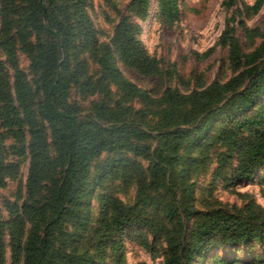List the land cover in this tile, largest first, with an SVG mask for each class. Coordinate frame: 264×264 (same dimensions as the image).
<instances>
[{"label": "trees", "instance_id": "16d2710c", "mask_svg": "<svg viewBox=\"0 0 264 264\" xmlns=\"http://www.w3.org/2000/svg\"><path fill=\"white\" fill-rule=\"evenodd\" d=\"M262 4L263 0L252 5L243 2L236 10L248 18ZM0 5V48L5 57L0 62V185L19 171L17 161H5L2 128L15 133L18 152L28 154L25 196L20 203L6 205L12 217V264H106L107 246L129 227H135L129 238L153 258L161 254L164 264H191L211 251L242 244L264 249L263 207L248 200L232 209H198L194 181L189 179L196 171L190 169V162L217 144L225 151L216 171L233 156L236 159L229 184L249 180L257 169H264V34L258 27L237 20L245 26L248 39L260 38L254 49L244 52L233 25L226 21L218 43L228 47L229 78L186 92L166 87L154 97L127 79L119 67L120 62L144 76L160 72L159 59L147 51L132 18H146L149 0H130L109 43L99 39L82 0L72 5L68 0H0ZM157 14L167 23L178 21V0H159ZM72 51L77 52L74 58ZM21 52L31 56L34 80L20 66ZM81 53L97 64L98 84L119 85L123 96L158 107L154 112L162 123V140L171 141L168 149L153 147L148 141L152 133L131 122L102 125L80 116L81 105L71 93L78 90L85 96L93 86L86 59H78ZM94 105L115 113L103 100ZM105 152L116 155L99 166L95 181L106 170L131 175L133 201L103 194L90 234L93 252L78 253L59 241L67 235L63 221L79 210L76 229L87 226L91 163ZM138 157H147L148 165ZM185 158L190 162L181 165ZM5 224L0 216V264L5 261ZM159 240L164 243L161 248ZM211 257L210 264H264L258 253L242 263L217 253ZM117 259L125 264L122 255Z\"/></svg>", "mask_w": 264, "mask_h": 264}, {"label": "rangeland", "instance_id": "374dc122", "mask_svg": "<svg viewBox=\"0 0 264 264\" xmlns=\"http://www.w3.org/2000/svg\"><path fill=\"white\" fill-rule=\"evenodd\" d=\"M149 1L150 6L146 18L143 20L136 16H132V18L139 26V37L147 51L159 59L160 72L144 76L134 69L123 66L120 62L119 67L127 79L154 97L161 95L166 87L178 88L180 91L186 92L202 87L213 80L224 81L232 75L228 60V47L218 43L219 35L224 29L226 21L229 25H233V35L244 52L254 49L260 40L259 37L248 39L245 26L258 27L261 34H264V0L258 13L248 18L240 16L236 9L237 7L241 8L243 2L252 5L255 0H235L236 2H229V4L228 0H178L180 19L173 23H167L158 16L159 0ZM129 2L130 0H82V5L102 42H110L119 18L128 11ZM68 4H74V0H68ZM1 15L2 12H0V18ZM241 18L245 19V26L237 23V20ZM72 53L73 58L76 57L74 53L77 52L72 51ZM78 59H86L87 74L93 82L92 90L85 96L79 95L78 90H73L71 93V98L81 105V117L102 125L114 124L117 121L131 122L134 126L152 133L153 137L148 141L153 147L159 144L166 149L169 148L171 141L168 140L167 143H164L162 140L164 136H161V131H159L162 123L159 120V115L154 112L158 109L156 105L148 104L137 98L123 96L119 85L98 84L100 72L97 64L89 59L87 53H81L78 55ZM4 61L5 57L0 48V62ZM19 61L29 79L34 80L35 76L30 67L31 56L21 52ZM74 63L76 62L74 61L73 65ZM11 74L10 71L8 73L10 83L12 81ZM101 100L104 101L105 106L114 109L115 113L106 112L94 105ZM2 130L4 132L3 146L6 148L5 161L12 160L19 163L17 175L5 178L4 183L0 185V216L6 222L4 264H12L9 242L12 233V223L9 221L12 217L9 216L6 205L8 202L20 203L25 196L24 184L27 175L28 154L27 152H18L15 133L7 128H2ZM167 151L169 152L170 149ZM224 151L225 149L217 144L199 152L197 159L193 162L186 158L180 161L181 165L190 162V169L196 167V171L189 177L195 185L196 207L201 210L218 207L232 209L252 200L256 205L264 208V169H257L249 180L231 185L228 180L236 166L235 156L216 171ZM115 155L114 152H105L97 156L91 163V175L87 187L92 194L88 206L87 226L76 229L80 218H78L79 210L75 212L73 218L69 217L63 221L62 228L67 235L63 238L60 236L59 241L78 253L93 252L90 234L98 217L103 194L113 193L126 203L133 201L135 185L131 175L117 170H106L103 177L95 181L94 176L99 172V166ZM138 160L145 167L149 163L147 157H138ZM177 168L182 167L177 166ZM85 200L86 197L83 196L82 204ZM25 227L27 230L29 223ZM134 228H127L118 240L107 246L104 256L106 264H118L117 258L120 255L123 256L125 264H164L161 254L153 258L148 251L129 238ZM156 243L160 248L164 246L160 240ZM215 253L227 257H237L240 263L254 259L253 253H258L264 258V249L259 245L246 247L242 244L237 249L230 247L218 249L217 252L211 251L205 259H195L191 264H210L211 256Z\"/></svg>", "mask_w": 264, "mask_h": 264}]
</instances>
